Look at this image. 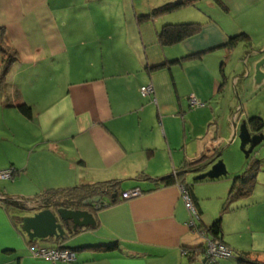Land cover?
<instances>
[{
    "label": "crops",
    "instance_id": "crops-1",
    "mask_svg": "<svg viewBox=\"0 0 264 264\" xmlns=\"http://www.w3.org/2000/svg\"><path fill=\"white\" fill-rule=\"evenodd\" d=\"M173 1L0 0V43L16 53L0 92V170L14 173L17 189L15 197L0 193V200H28L80 185H119L116 202L98 212L96 227L86 230L90 241L68 246L83 230L64 240L63 246L76 249L74 263L34 258L20 221L13 223L0 206V264H241V253L264 261L263 168L251 194L228 205L233 179L243 173L198 182L210 183L209 191L220 194V242L232 255L216 263L205 256V239L187 227L181 186H157L159 179L203 157L220 158L228 145L235 146L241 127L262 134L248 119L264 108L250 110L244 99L249 88H257L252 76L260 56L253 54L264 50V0H220L223 8L204 0L138 23L137 16ZM180 23L202 28L176 45H159L161 28ZM242 34L248 38L225 47ZM150 84L154 96L143 98L140 88ZM260 92L262 99L253 103L263 106L264 89ZM190 96L203 106L192 107ZM22 103L31 109L30 117L19 111ZM133 189L142 194L120 198ZM192 194L200 212L196 226L206 231L217 212L206 226L193 186ZM17 212L19 219L27 215ZM39 242L31 245L43 248ZM110 245L116 248H93Z\"/></svg>",
    "mask_w": 264,
    "mask_h": 264
},
{
    "label": "trees",
    "instance_id": "trees-1",
    "mask_svg": "<svg viewBox=\"0 0 264 264\" xmlns=\"http://www.w3.org/2000/svg\"><path fill=\"white\" fill-rule=\"evenodd\" d=\"M204 0H175L170 3H166L162 6H159L153 9L150 13L146 15L137 16L138 23H142L145 21H149L164 15L171 14L175 11H178L182 8L188 6H195L198 3ZM217 3L219 6H223L224 4L220 0H210ZM222 7V8H223ZM202 25L199 23H180V24H166L164 25L160 32L157 35V41L159 45L165 46H173L176 45L185 39L193 36L198 33ZM248 37L244 34L231 38L229 42L225 45L226 48H233L237 44V41L241 39H247ZM1 42V40H0ZM199 55V54H197ZM196 55V56H197ZM193 57L187 56L184 59ZM16 60V53L9 47L0 43V92H4L7 86L6 83V75L8 73L10 65ZM181 60H177L178 62ZM19 111L26 117H30L31 109L25 104H20L18 106ZM249 126L251 129L257 133H261L263 130V121L260 117H252L248 120ZM215 157V156H214ZM214 157H211L210 160H206L205 157L201 158L199 161L188 164L184 169L176 172L175 174H171L170 176L159 179L157 182L158 185L167 186H183L188 192L191 200L197 210L198 216L200 215L199 210L197 209V204L195 198L192 194V186L185 182V176L189 171L198 169L203 166V164L208 163ZM219 159V157H218ZM258 163L248 165V168L241 176H237L233 179L231 189L229 191V195L227 198V205L234 201L235 199L243 198L249 196L253 190L255 185L256 174L259 171ZM118 182H108L103 184H95V185H80L69 189H57V190H48L33 199H11L6 198L4 200H0V206L4 207L7 210L8 215H10V219L13 223L19 224L20 219L14 217L12 209L17 211H21L25 208H28L29 205H33L38 209H59V208H67V209H84L96 215L98 212L103 209L112 206L116 202V198L112 199V196H117L119 194ZM142 193V192H141ZM122 199V195L120 196ZM123 200V199H122ZM36 202L40 204L37 205ZM225 205L223 207V211H226L228 206ZM221 216L217 218L208 228H206V234L210 235L213 239L221 241ZM72 235V234H71ZM68 238V235L66 236ZM64 238V240L66 239ZM53 240L56 246L63 247L64 249H70L76 251V249L66 248L63 246L64 240L62 239H51ZM33 242L29 241L31 245ZM96 251H105V250H113L116 248V245L110 246H97L93 247ZM201 249L203 247H200ZM194 252V251H193ZM192 258V257H190ZM239 260L241 264H264V261L257 260L256 258H252L248 253H241L239 256Z\"/></svg>",
    "mask_w": 264,
    "mask_h": 264
},
{
    "label": "water",
    "instance_id": "water-1",
    "mask_svg": "<svg viewBox=\"0 0 264 264\" xmlns=\"http://www.w3.org/2000/svg\"><path fill=\"white\" fill-rule=\"evenodd\" d=\"M253 55L260 56V58L254 63L252 80L254 85L262 90L264 89V50L255 51ZM245 72L243 79L246 81L250 77L247 67H245ZM239 138L241 140V149L246 153L247 157L264 139L262 134L253 136L245 127H241ZM246 146H250L249 151H246ZM218 157H214L198 169L189 171L187 175L195 174L193 182L225 178L228 172L225 164ZM209 166L210 169L205 171ZM114 197L112 196V199ZM21 212L27 214L20 218L21 231L30 242L49 239L64 240L67 235L74 234L79 230L86 231L96 227L95 215L84 209H38L32 207L25 208Z\"/></svg>",
    "mask_w": 264,
    "mask_h": 264
},
{
    "label": "rangeland",
    "instance_id": "rangeland-1",
    "mask_svg": "<svg viewBox=\"0 0 264 264\" xmlns=\"http://www.w3.org/2000/svg\"><path fill=\"white\" fill-rule=\"evenodd\" d=\"M241 59L243 58L241 57ZM240 62H242V60H240ZM260 90L261 89L251 87L249 88V91H246V93H248L249 95L245 97L244 101L249 104L248 109L253 110L254 108H258V109L264 108V105L259 106L258 104L253 103L255 101V98L257 97L260 98V100L262 99V97L259 96V94L262 93L260 92ZM261 110H262V114L259 117L262 119L263 124H264V109H261ZM262 135L264 137V126H263ZM245 149L246 151H249L250 146H246ZM219 160L223 161V163L226 166L227 172H228V175L223 179L224 181H227L230 178L232 179V177H235L237 175H241L248 168V165H251V164L258 163L259 167L264 169V140L258 146H256L254 150L252 151V153H250L247 157L246 153L241 149V140L239 138V135H237L235 146L233 147V145H228V147L222 151ZM240 162L243 163V166H242L243 168L240 167L236 170V172H233V168L235 167V165L238 166ZM232 165L234 166L231 169L230 167ZM13 175L14 173H12V177ZM194 176L195 174H189L187 177V181H188V184L195 187L198 191V199L200 200V204L202 205V214H201L202 219L201 220L207 226L208 224H206V222L213 217V213L215 214V211L217 212L216 218H220V216L222 217V215L220 214V211L222 210L221 208L222 203L220 200H218V197L220 194L218 191H209L210 183L193 182ZM13 181L0 179V187L2 189L0 193L9 195V197H12V196L15 197V194L13 193L17 191V189L13 186V183H14ZM24 198L27 199L26 197ZM10 212H12V215L14 217H17L19 214V212H17V210L15 209H12ZM7 217L10 218V215L7 214ZM216 218L215 217L212 218L213 220L211 221H214V219ZM90 232L91 231H86L79 235H74L73 237L70 236L71 238L67 241L68 246L71 248H74L78 245H81L83 241L85 242L90 241V237H86L88 236L87 234H89ZM39 244L41 245V247H43V249L52 248L51 243L46 242V241L39 242Z\"/></svg>",
    "mask_w": 264,
    "mask_h": 264
},
{
    "label": "built area",
    "instance_id": "built-area-1",
    "mask_svg": "<svg viewBox=\"0 0 264 264\" xmlns=\"http://www.w3.org/2000/svg\"><path fill=\"white\" fill-rule=\"evenodd\" d=\"M140 94L143 98L148 97V96H154V88L153 86L147 85L143 86L140 88ZM189 102L192 107H202L203 104L199 103L194 96L189 97ZM238 113V112H237ZM240 113V110H239ZM238 114L234 116V120H236V117ZM12 171L11 170H5L1 171L0 170V179L3 180H12ZM181 196L183 199V202L185 204V207L187 211L189 212V221L187 223V227L195 232H197L201 237L205 239V245H206V250H205V256L206 258L213 262L216 263L218 258H229L231 257V251L224 246L221 242L215 239H208L205 238L206 231H201L200 229L197 228L196 222L199 221V216L197 213V210L195 209V206L191 200V197L189 196L188 192L186 189L181 186ZM142 193L139 189H133L128 192L122 193V199L123 200H129L132 198H136L140 196ZM37 205H39V202H36ZM34 207L33 205H29L28 208ZM30 254L34 258H41L45 260H49L52 263L56 262H64V263H74L76 261V254L75 251L70 250V249H62V248H51V249H43L38 247L36 244L30 245L29 247Z\"/></svg>",
    "mask_w": 264,
    "mask_h": 264
},
{
    "label": "flooded vegetation",
    "instance_id": "flooded-vegetation-1",
    "mask_svg": "<svg viewBox=\"0 0 264 264\" xmlns=\"http://www.w3.org/2000/svg\"><path fill=\"white\" fill-rule=\"evenodd\" d=\"M55 248H62V249H64L63 247H60V246L59 247H55Z\"/></svg>",
    "mask_w": 264,
    "mask_h": 264
}]
</instances>
